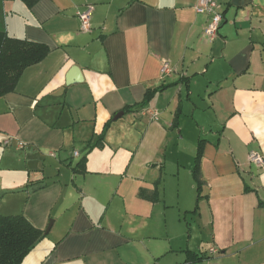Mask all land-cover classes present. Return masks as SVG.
<instances>
[{"label": "crops", "instance_id": "obj_1", "mask_svg": "<svg viewBox=\"0 0 264 264\" xmlns=\"http://www.w3.org/2000/svg\"><path fill=\"white\" fill-rule=\"evenodd\" d=\"M214 1L222 22L208 41L210 16L196 13L197 0H37L31 7L0 0V28L49 49L0 97V214L22 215L43 234L21 264H132L125 248L134 239L115 216L151 215L140 202L174 203L199 224L197 238L174 247L167 235L164 252L147 250L149 264L162 257L165 264H264V167L248 162L250 153L264 155V0ZM87 5L93 11L86 32L76 11ZM163 61L174 69L164 77ZM72 68L78 76L66 84ZM144 108L158 118L142 116ZM127 117L143 129L139 143L151 151V180L88 186L90 176L108 171L106 155L95 151ZM202 140L197 201L192 170ZM19 143L32 148L27 158L72 149L70 175L59 178L58 165L49 185L34 160L13 172L4 166L6 150L21 151ZM76 145L88 149L77 152ZM155 190L153 202L140 195Z\"/></svg>", "mask_w": 264, "mask_h": 264}, {"label": "rangeland", "instance_id": "obj_2", "mask_svg": "<svg viewBox=\"0 0 264 264\" xmlns=\"http://www.w3.org/2000/svg\"><path fill=\"white\" fill-rule=\"evenodd\" d=\"M113 125L116 127L114 126L115 128H112L111 132H109V134L113 133V135L106 141L104 148L97 149V151L94 150L95 153L106 155L107 160L104 166L108 171L101 176H90L87 179V185L91 187H108L121 178L126 179V177L129 178L131 176L142 179L145 183L151 180L154 174L149 165L152 162L150 157L151 151L149 150V145H146V141L139 143L143 129L138 125L132 126L131 117L120 119ZM116 128H119L120 132ZM86 148L85 145H76L74 150L84 153L88 149ZM6 151L10 158L7 159L4 166L13 168V172L22 173L25 161L34 160L37 164L36 169L41 170V168H45L44 176L49 185H53L57 181L58 172L56 168L58 165H60L58 168L61 169V176L59 178H65L67 173L70 175V171L66 165L70 162L71 156H73L74 151L72 149L68 152L47 149V151H43L41 154L36 152L35 157L30 156L28 158L26 155L32 152V148L28 145H25L21 151H16L14 146L7 148ZM155 151L158 157V146L155 147ZM50 154H53L55 157L50 158ZM60 155L61 157L59 158ZM54 158L57 161L60 159V163L53 160ZM71 161L73 164L76 162L73 159ZM97 165L95 163L92 168ZM167 179L170 180L171 178L168 177ZM125 181L129 182L131 180ZM123 185H126V182ZM24 190L27 189L24 188ZM175 193L176 191L171 189L167 193L171 198V202L174 201ZM1 196L2 194H0V198ZM131 204L132 202L129 201L126 206L127 210L131 208ZM172 204V207H166L165 204L159 203L152 208L153 206L140 202V205H142L140 206L141 209H146V207L152 209L151 215L146 212L144 216L137 218L129 213L125 215L124 211L122 217L120 215L115 216L116 223H118L117 226L120 225L123 228V232L134 239L133 244L125 248L130 253L127 256H129L128 259L132 264H149V251L147 250L155 254L164 252L168 244L167 235L170 236V239L172 238L171 243L174 247L178 246L180 239L182 244H184V241H187L191 234L194 239L198 237V219L191 214L180 213L178 207L174 203ZM112 209L111 207L110 211ZM123 217L124 221L122 220ZM50 221H53V219H50ZM158 263L165 264L164 258L158 259L153 264Z\"/></svg>", "mask_w": 264, "mask_h": 264}, {"label": "trees", "instance_id": "obj_3", "mask_svg": "<svg viewBox=\"0 0 264 264\" xmlns=\"http://www.w3.org/2000/svg\"><path fill=\"white\" fill-rule=\"evenodd\" d=\"M28 7L37 0H22ZM49 49L42 44L30 43L24 39L9 36L0 28V97L14 91L23 71L41 62L48 54ZM152 97L147 93L145 102ZM204 141H199L192 170L197 185V201L200 197L201 181L199 164L202 157ZM84 161V160H83ZM157 191L152 196L140 195L150 201L157 200ZM197 208V207H196ZM43 238L40 230L33 227L22 215L4 216L0 214V264H21L25 256ZM204 257L194 256V261H201Z\"/></svg>", "mask_w": 264, "mask_h": 264}, {"label": "built area", "instance_id": "obj_4", "mask_svg": "<svg viewBox=\"0 0 264 264\" xmlns=\"http://www.w3.org/2000/svg\"><path fill=\"white\" fill-rule=\"evenodd\" d=\"M194 10L196 13L207 14L210 16V20L204 29V36L208 41H212L218 34L219 27L222 22V15L217 11V4L214 0H197ZM93 7L87 5L83 10L76 11V18L80 23L81 31L90 30V18L92 15ZM174 69L169 66L167 61H163L160 67V74L162 77L169 75ZM142 116H147L150 120H156L158 118V112L155 109L144 108L141 110ZM11 140H7L3 143L4 147L9 146ZM23 144L17 145L18 149H21ZM77 153H75L76 155ZM248 162L256 167H264V155L253 152L248 155ZM211 254H215V249H210Z\"/></svg>", "mask_w": 264, "mask_h": 264}, {"label": "water", "instance_id": "obj_5", "mask_svg": "<svg viewBox=\"0 0 264 264\" xmlns=\"http://www.w3.org/2000/svg\"><path fill=\"white\" fill-rule=\"evenodd\" d=\"M75 73H77V76H78V69L72 68L67 79H66V84H70V83L74 82V80L71 79V77H73ZM78 80H80V79L76 77L75 82H79ZM117 116H119V115H117ZM49 227H50V225L47 227L45 233L48 231Z\"/></svg>", "mask_w": 264, "mask_h": 264}]
</instances>
